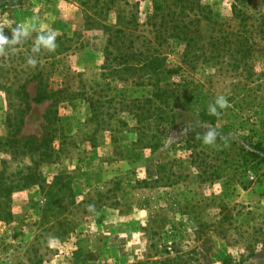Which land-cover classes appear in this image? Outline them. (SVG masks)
<instances>
[{"label": "rangeland", "instance_id": "1", "mask_svg": "<svg viewBox=\"0 0 264 264\" xmlns=\"http://www.w3.org/2000/svg\"><path fill=\"white\" fill-rule=\"evenodd\" d=\"M204 1L219 16L229 14L231 0ZM148 5L139 1L138 19ZM18 25L30 36L0 56V264H132L176 254L188 264H222L226 255L237 257L263 243L252 257L259 261L264 166L248 169L251 182L245 187L237 180L241 166L234 177L203 182L199 168L178 176L173 166L161 177L157 161L178 151L182 130L170 128L162 146L150 151L133 132L109 134L89 120L88 104L77 93L104 81L105 38L86 26L79 2L0 0V30L11 38ZM49 30L56 35L55 50L33 53L37 35ZM29 56L36 58L35 67L27 64ZM41 76L67 97L55 104L52 98L31 101ZM213 82L228 95L241 91L244 79L221 71ZM260 83L257 93L264 100V75ZM239 97L249 101L252 94ZM244 105L229 104L209 127L229 144H264V109ZM206 161L212 165L208 171L218 163L213 154ZM186 187L190 192H179ZM222 205L230 215L240 213L236 223L222 220Z\"/></svg>", "mask_w": 264, "mask_h": 264}, {"label": "trees", "instance_id": "2", "mask_svg": "<svg viewBox=\"0 0 264 264\" xmlns=\"http://www.w3.org/2000/svg\"><path fill=\"white\" fill-rule=\"evenodd\" d=\"M77 1L86 26L105 38L101 64L104 81L77 93L88 104L89 120L109 134L133 132L140 147L150 151L162 146L170 128L182 130L176 141L178 151H167L157 161L161 177H168L173 166L178 176L199 168L203 182L210 177H234L233 170L241 166L242 176L237 180L243 187L251 182L248 169L264 166L261 141L247 147L229 144L226 135L218 133L215 145H205L202 137L208 130L205 125L214 126L217 120L218 116L208 113V106L218 95L225 96L231 105L241 101L244 106L264 109V100L257 93L264 75V0H231L226 16H219L204 0H145L149 5L143 20L138 19L135 9L140 0ZM221 71L242 77L241 91L228 95L217 91L213 78ZM51 82L49 77H39L31 101L41 103L52 98L51 104H55L67 97L58 94L60 89L52 88ZM242 92L245 96L251 92L252 99L240 98ZM29 106L25 101L23 110ZM226 109L229 106L218 109L219 114ZM45 120L50 123L51 116L46 115ZM186 124L192 126L185 130ZM211 154L218 163L208 171L212 165L206 159ZM186 188L179 192H190ZM220 210L223 221H238L240 213L230 215L225 205ZM262 247L263 243H258L255 249L237 257L228 254L222 264H264V255L252 261ZM136 260L132 264H188L178 254L166 256L161 262L150 257Z\"/></svg>", "mask_w": 264, "mask_h": 264}, {"label": "clouds", "instance_id": "3", "mask_svg": "<svg viewBox=\"0 0 264 264\" xmlns=\"http://www.w3.org/2000/svg\"><path fill=\"white\" fill-rule=\"evenodd\" d=\"M12 35L11 38L3 34V31L0 30V56L6 55V46H13L19 43H22L30 36V31L26 27L17 26L16 28L11 29ZM56 35L54 31L49 30L44 33H40L37 35L34 45L32 48L33 53H38L41 48L47 49L48 51H54L57 47L56 43ZM27 64L35 67L37 64V60L34 56H29L27 58ZM229 106V102L227 98L223 95H218L215 98L213 104L208 106V113L213 116H218V109H225ZM208 130L203 134V143L205 145H215L216 137L218 133L211 127L205 125ZM93 206H89L91 209Z\"/></svg>", "mask_w": 264, "mask_h": 264}]
</instances>
